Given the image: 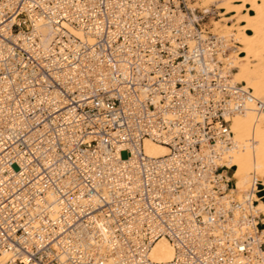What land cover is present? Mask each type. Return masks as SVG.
<instances>
[{"label":"built area","instance_id":"1","mask_svg":"<svg viewBox=\"0 0 264 264\" xmlns=\"http://www.w3.org/2000/svg\"><path fill=\"white\" fill-rule=\"evenodd\" d=\"M191 1L0 0L5 264H264L224 160L232 118L264 101L223 60L235 36ZM160 239L166 263L150 259Z\"/></svg>","mask_w":264,"mask_h":264},{"label":"bare ground","instance_id":"2","mask_svg":"<svg viewBox=\"0 0 264 264\" xmlns=\"http://www.w3.org/2000/svg\"><path fill=\"white\" fill-rule=\"evenodd\" d=\"M200 1H204L207 6L215 5L221 17L219 22H224L221 30L227 35L235 36L237 45L234 46L235 50L231 54L233 56L223 59L225 62L233 59V67L236 69L234 81L245 84L255 98L264 101V0ZM230 21H234L232 25L228 24ZM71 31L77 38L85 37L81 31L74 29ZM41 33L44 36H52V30L49 28H42ZM90 42L93 41L90 39ZM260 120L264 122V112L258 113L253 108L245 114H238L232 118L230 125L234 133L235 147L224 157L226 165L234 168L231 177L238 185L240 182L236 179L235 172L245 173L242 190L246 195L245 200L249 198L255 202L249 204L250 207L254 205L250 209L255 217L259 213V207L264 210V201L252 197L256 193L250 191L247 180L256 174L260 175V180L264 183V125ZM144 150L149 157H164L169 154L166 146L151 140H145ZM237 189L238 187L233 188L235 194ZM261 223L264 225V220ZM259 241L264 243V228L260 230ZM174 255L175 250L169 241L160 239L153 246L150 259L157 263H166L171 261ZM0 264H5V257L2 254H0Z\"/></svg>","mask_w":264,"mask_h":264},{"label":"rangeland","instance_id":"3","mask_svg":"<svg viewBox=\"0 0 264 264\" xmlns=\"http://www.w3.org/2000/svg\"><path fill=\"white\" fill-rule=\"evenodd\" d=\"M191 7H192L193 13L195 15H199L198 14V11H200V12L204 11L205 12V15H206L205 20L203 22H201V26L204 29H206L207 31H210L212 33H223V32L225 33L224 30H221L222 29V25L224 24V22H219V20L221 19V17L218 15L219 14V11L216 10V6L215 5H209V6H207L204 1L192 0L191 1ZM233 22L234 21H230V22H228V24L232 25ZM234 50H235V47L232 48V53L234 52ZM243 85H245V84H243ZM260 122L264 125V122L262 120H260ZM235 174H237L238 177H239L238 181L240 180L239 181L240 182V185H238V183L235 181L234 182V187H238L239 186V192L241 194V199H245L246 198L245 197L246 195H245L244 191L242 190V186L245 184V182H243V179L246 177L245 176V173L243 171H236ZM254 177H256L258 181H261L260 180V175H257V176L256 175H252L247 180L248 181L247 184L249 185L248 187H249L250 191H252L253 193H256V191L258 189L256 187H252V183H251V181L253 180ZM254 190H255V192H254ZM254 195L255 196H252L254 199H256V198H259L260 199L261 197L262 198L264 197V193H262L260 195V197H259L258 194H254ZM248 197H249V195H248ZM248 200H245V201H248L249 204H252L253 203V201H251L249 198H248ZM253 207H254V205H251L250 208H253ZM259 211H260V214L263 217V212H262L263 210L261 208H259Z\"/></svg>","mask_w":264,"mask_h":264},{"label":"crops","instance_id":"4","mask_svg":"<svg viewBox=\"0 0 264 264\" xmlns=\"http://www.w3.org/2000/svg\"><path fill=\"white\" fill-rule=\"evenodd\" d=\"M237 175V174H236ZM235 175V176H236ZM238 177V175L236 176V179L238 180L239 179V177ZM240 181V180H239ZM249 186V185H248ZM238 191L236 192V195H237V197H238V199L240 200V201H242V200H245V199H241V194H240V192H239V186H238V189H237ZM259 197H260V195H259ZM259 199V198H258ZM260 199H264V197L263 198H260ZM264 201V200H263ZM260 208V207H259ZM262 209V208H261ZM263 210V209H262ZM263 212V217H262V215L260 214V211H259V213H258V215H257V217H259L260 218V220H261V222L264 220V210L262 211Z\"/></svg>","mask_w":264,"mask_h":264},{"label":"trees","instance_id":"5","mask_svg":"<svg viewBox=\"0 0 264 264\" xmlns=\"http://www.w3.org/2000/svg\"><path fill=\"white\" fill-rule=\"evenodd\" d=\"M254 175H256V174H254ZM257 176V175H256ZM254 192H255V190H254ZM256 199H258V198H256Z\"/></svg>","mask_w":264,"mask_h":264}]
</instances>
